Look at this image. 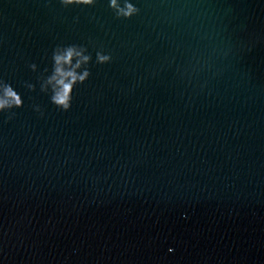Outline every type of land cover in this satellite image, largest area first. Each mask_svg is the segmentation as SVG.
I'll return each instance as SVG.
<instances>
[{
	"label": "water",
	"instance_id": "1",
	"mask_svg": "<svg viewBox=\"0 0 264 264\" xmlns=\"http://www.w3.org/2000/svg\"><path fill=\"white\" fill-rule=\"evenodd\" d=\"M132 2L0 0V264H264V0ZM70 44L65 112L39 78Z\"/></svg>",
	"mask_w": 264,
	"mask_h": 264
},
{
	"label": "clouds",
	"instance_id": "2",
	"mask_svg": "<svg viewBox=\"0 0 264 264\" xmlns=\"http://www.w3.org/2000/svg\"><path fill=\"white\" fill-rule=\"evenodd\" d=\"M59 3L65 8L73 5L92 7L97 0H59ZM108 6L117 19H131L140 12L132 0H108ZM51 60L50 74L39 78L40 91L49 94V100L56 108L67 112L72 106L75 87L84 84L91 75L88 65L92 61V56L83 45H57L52 50ZM111 60V54L96 52L97 64L110 63ZM29 67L34 72L37 70V65L34 63ZM45 72H48V69H45ZM24 86L29 91H35L36 88L35 84L28 82H25ZM23 104L22 96L12 85L0 79V113L8 112V119L11 120L16 115L14 109L23 107ZM34 111L41 116L44 115L39 105L34 106Z\"/></svg>",
	"mask_w": 264,
	"mask_h": 264
}]
</instances>
